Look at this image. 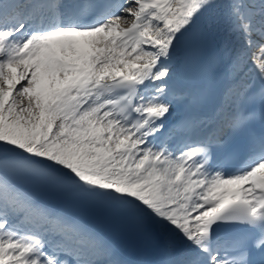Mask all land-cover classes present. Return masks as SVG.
<instances>
[{
	"label": "snow or ice",
	"instance_id": "6c2138e0",
	"mask_svg": "<svg viewBox=\"0 0 264 264\" xmlns=\"http://www.w3.org/2000/svg\"><path fill=\"white\" fill-rule=\"evenodd\" d=\"M0 264H264V0H0Z\"/></svg>",
	"mask_w": 264,
	"mask_h": 264
}]
</instances>
